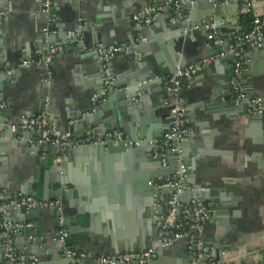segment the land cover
<instances>
[{
  "label": "crops",
  "instance_id": "1",
  "mask_svg": "<svg viewBox=\"0 0 264 264\" xmlns=\"http://www.w3.org/2000/svg\"><path fill=\"white\" fill-rule=\"evenodd\" d=\"M174 1L51 0L46 14L44 0H0V207L20 197L61 199L69 230L67 245L89 255L88 264L92 257L145 251L147 243L157 238L154 210L162 200L148 191V180L149 176L152 181L173 179L174 155L162 154L168 161L165 167L148 147L110 152L101 151L100 145L73 144L64 154L55 146L34 153L30 148L41 145L36 143L40 133L22 127L24 121L40 116L61 135L69 134L72 142L103 139L101 127L74 132L72 125L79 120L71 119L83 120L91 113L94 95L101 98L95 113L108 103L98 92L105 79L98 51L121 47L125 52L110 63L114 83L137 78V91L125 102L107 105L103 118L110 119L114 111L116 124L122 126L119 131L139 140L143 130L153 134L169 130L172 109L186 103L192 135L182 139L179 150L182 159L191 161L190 169L196 168L188 172L184 204L197 195L211 212L204 226L208 259L215 264H264V112L261 118L248 104L235 103L230 87L234 58H216L227 47H217L206 31L192 30L214 22L218 35L230 43L250 30L248 18L253 22L255 16H264V0H214L215 9L226 6L229 13L223 11L221 26L215 17L206 18L205 9L194 10L197 0L183 11ZM249 2L252 10L247 13ZM171 5L178 13H172ZM151 10L157 11L151 24L136 25L133 17ZM77 26L80 34L74 31ZM51 34L58 42L49 69L36 63L20 67L51 54ZM174 55L186 59V67L214 58L207 69L183 82L181 102L158 75L167 70L165 63ZM241 85L249 97L264 99V47L245 60ZM112 90L110 94L117 91ZM210 170L219 171L217 182H206L202 174ZM57 174L68 184L55 185ZM26 185L30 196L21 194ZM57 189L59 196L54 194ZM169 195L167 191L164 196ZM29 219L17 226L25 231L21 239L11 241L10 249L34 258L30 264L41 262L27 252L33 246L43 263L50 264L59 255V264H67L60 247L48 248L58 244L54 235L59 216L50 209H37ZM1 237L0 232V251L7 246ZM193 259L188 242L182 240L152 264H191Z\"/></svg>",
  "mask_w": 264,
  "mask_h": 264
},
{
  "label": "built area",
  "instance_id": "2",
  "mask_svg": "<svg viewBox=\"0 0 264 264\" xmlns=\"http://www.w3.org/2000/svg\"><path fill=\"white\" fill-rule=\"evenodd\" d=\"M183 2L185 0H175L174 4L177 8H180ZM50 10L51 0H44L42 12L49 14ZM245 10L247 13L251 12L252 2L246 4ZM156 12L155 10H151L144 14L135 15L133 20L138 26L149 25L152 22V14ZM192 30L206 31L208 33V39L217 47H227V50L218 54L216 58H225L229 55L234 58V69L230 79V87L234 94L235 103L242 104L246 102L253 114H262L264 112V99L260 96L249 97L242 88L241 77L245 72V60L251 52L264 47V16H255L250 30L244 34L234 36L230 43H226L218 35V26L214 22L196 25ZM55 52L56 49H52L51 55L45 58L44 61H25L20 67L24 68L36 63L44 64L48 70ZM98 52L104 64L105 87L108 89L114 81L109 64L118 54L124 53L125 50L121 47H101ZM135 56L137 57L138 55L135 54ZM213 60V57H209L185 68L178 67L176 74L165 82V89L176 94L179 100L181 98L180 94L183 82L192 80L196 75L207 69ZM104 94L106 92L102 95ZM99 99L100 96L97 95L91 98V103L93 104L91 113L97 111V107L95 106ZM178 102H181V99ZM22 127L28 130H37L40 133V138L36 140L37 144L59 147L62 154L66 153L73 144L98 146L107 141H111L114 145H119L124 141L125 137L120 131H112L107 133L104 139L95 140L87 137L72 142L69 134L61 135L48 124L45 118L40 116L24 121ZM191 135L192 132L188 127L185 108L179 103L172 109L171 127L164 134V140L154 146L152 142L150 143L153 147V157L158 159L161 156V162L165 167L168 166V161L163 158L162 154L164 152L176 154L174 156L179 162V165L176 169L175 176L173 179H159L158 181H151L149 184L158 191H170V195L164 201L156 202L155 204L154 223L158 228L159 243L163 247H171L178 241L186 240L194 256L191 264H203L204 260H209L205 248L204 226L210 219L211 212L198 199H192L188 204L179 202L180 195L186 189L188 167L183 163L178 142ZM129 144L131 147H136L139 145V141H131ZM12 204L16 208L25 206L28 210L54 209L59 212H63L64 210L61 199L42 201L35 197H20ZM55 236L63 245L69 237L66 218L63 214L59 216ZM6 245L7 252L0 256V264H30V262L35 261L32 257L17 254L11 250L8 247L11 245L10 240L7 241ZM63 255L69 260L68 264H83L89 258V255L85 252L74 250L69 246L64 247ZM155 257V249H148L140 252H121L90 258L92 259V264H151ZM208 264H215V262L209 260Z\"/></svg>",
  "mask_w": 264,
  "mask_h": 264
},
{
  "label": "water",
  "instance_id": "3",
  "mask_svg": "<svg viewBox=\"0 0 264 264\" xmlns=\"http://www.w3.org/2000/svg\"><path fill=\"white\" fill-rule=\"evenodd\" d=\"M193 1L194 0H185L184 4L182 3V6L180 7V9L182 11L189 9L190 2H193ZM195 3L197 4V6L194 8V10L199 9V8L205 9L206 10L205 16H207L206 18L215 17V20L218 22V24L220 26H221L220 21L224 18L223 11H225L226 15H229L226 6H221L218 10L215 9L216 2L214 0H197ZM146 6H150V3H148ZM171 11H172V13H178L179 10H177L176 8L173 7ZM74 31L76 34H80V32H81L78 29V26L75 27ZM83 31H84V29H83ZM139 32L141 33V36H145V31L139 30ZM57 42L58 41L56 40V38L53 35L51 36V38L48 39V43L51 46L50 50H52V48L55 46V44ZM226 50H227V48H226ZM49 55H51V54H49ZM165 64H166L167 70L166 71L163 70V71L158 73L159 77L163 78V82L167 81L168 79H171L176 74L178 67L185 68L187 65V62H186V59H181L179 55H174L173 58H168V61ZM102 65L104 66L103 63H102ZM109 67H110V64H109ZM105 79H104L102 88L98 92L102 93V94L104 92H106V95H103V96H104V98L107 99L106 101L108 103L103 102V106L99 112L90 113L83 120H80V117L79 118L72 117L71 120H73V121L77 120V119L79 120V123L72 125V130L74 132H79L80 130H83V129H90L91 130L94 127H101L100 138L104 139L105 136L107 135V133L112 132V131H119L122 129V126L116 124V122L114 120V117L116 115V113L114 111L112 112L110 119L105 121V119L103 118L105 116L106 111H107V105L111 104L113 101H116V100H118L119 102H122V101L125 102V101H127V97H130V98L133 97L137 91V85H138L139 80L137 78H133L132 80H127L126 82L114 83V81H113L112 84L109 86V88L106 89ZM125 88H129V91L126 92ZM112 89H117V91L110 94L113 91ZM108 94H110V95H108ZM180 96H181V94H180ZM100 99L98 101H100ZM185 105H186V103L181 104L182 107H184ZM242 105H243V107H245L247 105V103L243 102ZM42 110H43V108H42ZM41 112H43V111H41ZM81 112L84 113L83 111H81ZM259 116L261 118H263L262 114H259ZM259 116H257L255 119H259ZM21 122H23V121H21ZM158 131L160 133H162V135L160 133H159L160 135H157ZM167 131L168 130L161 131V129H158L155 131L156 133L153 134V132L152 133L151 132H145L143 130L138 137L139 140H132L130 138L124 137V141H122L119 145L115 146L111 141H107L106 143L101 144L99 146V149H101V151H103L107 148V149H109L110 152L119 151V150H124L126 148H131V146L129 144L131 141H139V145L136 146L135 148L143 149L144 147H148L149 151L152 152L153 147L150 145V143L152 142L153 146H154L158 142H162L164 140L163 133L165 134ZM82 136H85V135H82ZM161 136H163V137H161ZM187 139H191V138L189 137ZM178 143L179 144L182 143V140L179 141ZM48 148H49V145H40V146L31 147L30 150L34 153H39L42 151H47ZM57 149H59V147ZM168 153L171 155H176V154L171 153V152H168ZM161 160H162V157L160 156L157 161L161 162ZM183 163L188 167V172L190 170L194 171L196 168L193 165L190 169L189 165L191 164V161H189L188 159H183ZM178 165H179V162L177 160L175 161V163L172 164L174 175L176 173V169H177ZM60 168L61 167L59 165L56 166L57 172L60 171ZM202 175L204 176L206 182H217V179L219 178L220 173L217 170H213V171L210 170L209 172H203ZM187 178H188V176H187ZM151 181H152V179L149 176L148 182L150 183ZM187 183H188V179H186V189L182 192V194L179 197V202H181V203L185 202L184 201L185 195L189 192L188 191L189 189L187 188ZM67 184H68V182H66L64 179H61L58 174L56 175L55 185H59V186L63 187ZM149 186H150V188L148 189V191L154 192L155 195L161 196L162 201L165 200L164 195L169 190L158 191L154 187H152L150 184H149ZM27 188H28L27 185L25 187L20 188L22 196H27V195L30 196L29 194L26 193ZM54 194L56 196H59L61 194V190L60 189L54 190ZM192 199L200 200L199 196H197V195L195 197H193ZM49 200H51V199L48 197L46 201H49ZM201 203H202V201H201ZM203 206H204V204H203ZM50 210L55 212L57 216H61L63 214V212H59V211L54 210V209H50ZM36 211H37V209L28 210L27 207H25V206L20 207V208H16V206L14 204H11V203L8 204L4 208L0 207V232L2 234L1 241L5 245H6L8 240H10L12 242L17 241V239H19L25 231L23 229L20 230L17 226L19 224H22L23 222L29 221L30 216L36 215ZM154 212H155V210H154ZM5 213H6V215H5ZM157 231H158V228H157ZM15 232H18V234L16 235ZM54 238L57 239L56 236ZM65 246H68L67 242H65V244L63 245L58 241L57 246H56V244L52 243L50 246H48V248L52 249L53 247L54 248L60 247V249L63 251ZM8 247L10 248V246H8ZM175 248H176V244H174V246H171V247H163L159 243V234H158L157 238H152L151 241L149 243H147V247L145 249L146 250L155 249L156 257L153 260V261H155L157 256L162 255L163 252L166 251V249L174 250ZM134 250L135 249H131V248L128 249V251H134ZM136 250H143V249H136ZM5 252H7V246H6V248L5 247L2 248V250L0 251V256L3 255ZM27 252L35 255L38 259H40L41 262L39 264H45L42 262L43 258L39 256L40 252L36 248H34V246H33V248H30ZM116 253H120V252H116ZM59 257H60L59 255H55L53 257V262L50 264H59V259H60ZM66 261L68 264L69 260L66 259ZM88 263H89V261H85L83 264H88ZM90 263H92V261ZM133 264H136V263H133Z\"/></svg>",
  "mask_w": 264,
  "mask_h": 264
},
{
  "label": "trees",
  "instance_id": "4",
  "mask_svg": "<svg viewBox=\"0 0 264 264\" xmlns=\"http://www.w3.org/2000/svg\"><path fill=\"white\" fill-rule=\"evenodd\" d=\"M247 22L250 24V27H251L252 19L251 18H248V21Z\"/></svg>",
  "mask_w": 264,
  "mask_h": 264
}]
</instances>
